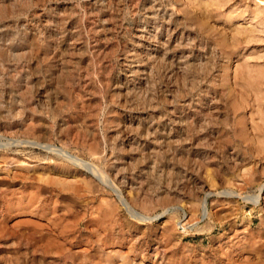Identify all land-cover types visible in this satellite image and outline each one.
I'll return each instance as SVG.
<instances>
[{"label":"rangeland","instance_id":"obj_1","mask_svg":"<svg viewBox=\"0 0 264 264\" xmlns=\"http://www.w3.org/2000/svg\"><path fill=\"white\" fill-rule=\"evenodd\" d=\"M1 6L0 264H264V0Z\"/></svg>","mask_w":264,"mask_h":264},{"label":"bare ground","instance_id":"obj_2","mask_svg":"<svg viewBox=\"0 0 264 264\" xmlns=\"http://www.w3.org/2000/svg\"><path fill=\"white\" fill-rule=\"evenodd\" d=\"M1 8V10L3 9V7L1 6L0 7ZM4 11H5V9H4ZM259 11V10H258ZM257 11V12H258ZM260 12V11H259ZM4 14H5V12H3ZM11 13V12H10ZM251 14V13H250ZM6 15V14H5ZM254 17H255V15H253ZM3 17V16H2ZM263 17V16H262ZM124 18V17H123ZM261 18V17H260ZM193 19V18H192ZM195 19V18H194ZM260 20V19H259ZM262 20V19H261ZM200 21V20H199ZM252 21V20H251ZM256 22V21H255ZM260 22V21H259ZM18 23V22H17ZM201 23V22H200ZM199 26V25H198ZM254 26V25H253ZM205 27H207V26H205ZM203 31V30H202ZM204 32H205V30H204ZM253 32V31H252ZM249 39V38H248ZM225 41V40H224ZM235 41V40H234ZM217 43V42H216ZM42 44V43H41ZM227 44V43H226ZM231 46V45H230ZM235 46V45H234ZM222 47H224V46H222ZM215 48V47H214ZM222 50H224L223 48H222ZM60 51V50H59ZM227 51H230V50H227ZM232 51V50H231ZM23 53V52H22ZM22 53H20V54H22ZM27 53V52H26ZM26 53H24V54H26ZM229 53V52H228ZM233 54V53H232ZM231 54V55H232ZM234 54H236L235 52H234ZM31 55V54H30ZM223 55H224V53H223ZM222 55V56H223ZM228 55V54H227ZM227 55H225V56H227ZM237 55V54H236ZM225 56L223 57V59L225 58ZM229 56H230V54H229ZM21 57V56H20ZM58 57V56H57ZM239 57V56H238ZM3 58H4V56H3ZM48 58V57H47ZM230 58V57H229ZM232 58V57H231ZM230 58V59H231ZM236 58V57H235ZM2 59V58H1ZM22 60V59H21ZM228 60V59H227ZM226 60V61H227ZM233 60V59H232ZM229 61V60H228ZM228 61H227V63H228ZM201 62V61H200ZM259 64V63H258ZM19 65V64H18ZM225 65V64H224ZM227 65V64H226ZM229 65V64H228ZM239 65H240V62H239ZM252 65V64H251ZM250 65V66H251ZM220 67H222V66H220ZM224 67V66H223ZM249 67V66H248ZM254 67V66H253ZM227 69V67H224V69ZM55 69V68H54ZM222 69V68H221ZM253 69V68H252ZM260 69V68H259ZM259 69H258V71H259ZM210 70V69H209ZM235 70H238V69H236L235 68ZM212 71V70H211ZM239 71V70H238ZM237 71V72H238ZM261 71V70H260ZM225 72V71H224ZM187 73V72H186ZM223 73V72H222ZM228 73V72H227ZM260 73V72H259ZM224 74V73H223ZM245 74V73H244ZM188 75V74H187ZM194 75V74H193ZM208 75V74H207ZM256 75V74H255ZM66 76V75H65ZM201 76V75H200ZM239 75H237V76H235V78L236 79H238L239 77H238ZM253 76V75H252ZM257 76V75H256ZM67 77V76H66ZM191 77V76H190ZM244 77V76H243ZM68 78V77H67ZM232 78V77H231ZM250 78V77H249ZM261 78V77H260ZM233 79V78H232ZM258 79H259V76H258ZM225 80V79H224ZM231 80V79H230ZM68 81V80H67ZM243 81V80H242ZM256 81H257V79H256ZM259 81V80H258ZM251 82V81H249V79H244V84L243 85H245V84H247V85H252V86H254L253 87V90H254V92H256V94L258 95V97H257V101H264V96L262 95L261 97H259V94H261L262 93V91H260L259 92V90L260 89H262V85H264V84H261L262 83V81H261V83L260 82ZM241 83H243V82H241ZM236 84V83H235ZM239 84V83H238ZM237 85V84H236ZM242 86V85H241ZM245 87H246V85H245ZM250 87V86H249ZM229 88V87H228ZM227 88V89H228ZM247 88V87H246ZM252 88V87H251ZM264 89V88H263ZM258 91V92H257ZM70 93V92H69ZM228 93V92H227ZM238 93V92H237ZM243 93V92H242ZM73 94V93H72ZM240 94V93H239ZM251 95V94H250ZM55 96V95H54ZM66 96H68V95H66ZM80 96V95H79ZM96 96V95H95ZM244 95H242V97H243ZM245 97V96H244ZM243 97V98H244ZM247 97V96H246ZM237 98V97H236ZM111 99V98H110ZM233 99V98H232ZM247 99V98H246ZM237 100V99H236ZM241 100V99H240ZM248 100V99H247ZM251 100H253V99H251ZM249 102V101H248ZM255 102V101H254ZM259 102V103H260ZM59 103V102H58ZM258 103V104H259ZM89 104V103H88ZM241 104V103H240ZM59 105V104H58ZM251 105V104H250ZM253 106H254V104H252ZM68 106V105H67ZM72 106V105H71ZM117 106V105H116ZM243 106V105H242ZM245 107V106H244ZM71 108V107H70ZM86 109V108H85ZM90 109V108H89ZM88 109V110H89ZM262 110H263V108H262ZM77 112V111H76ZM205 112V111H204ZM250 112V111H249ZM96 113V112H95ZM238 114V113H237ZM210 116V115H209ZM244 116V115H243ZM237 117V116H236ZM72 118H73V116H72ZM238 118V117H237ZM246 118V117H245ZM114 119V118H113ZM218 120V119H217ZM116 121V120H115ZM241 121V120H240ZM246 122V121H245ZM244 122V123H245ZM118 123V122H117ZM243 123V122H242ZM93 124V123H92ZM236 124V123H235ZM246 124V123H245ZM44 125V124H43ZM234 125V124H233ZM241 125V124H240ZM225 126V125H224ZM235 126V125H234ZM243 126V125H242ZM246 126H247V124H246ZM256 126V125H255ZM109 128V127H108ZM243 128V127H242ZM234 129H235V127H234ZM249 129V128H248ZM251 129V128H250ZM23 130V129H22ZM232 131H234V130H232ZM240 131V130H239ZM257 131H258V128H257V130H255V132H254V134L255 133H257ZM260 131V130H259ZM70 132V131H69ZM90 132V131H89ZM107 132V131H106ZM224 132V131H223ZM237 132V131H236ZM249 132V131H248ZM261 132V131H260ZM264 132V131H263ZM262 132V133H263ZM221 133H222V131H221ZM231 133V132H230ZM240 133H242V130L240 131ZM239 133V135H240V137H242L241 135H243V133L242 134H240ZM217 135H219V134H217ZM230 135V134H229ZM238 135V134H237ZM246 135H247V132H246ZM250 135H252V134H250ZM259 135V134H258ZM77 136V135H76ZM93 136H95V135H93ZM254 136H256V135H254ZM263 136V135H262ZM228 137H230V136H227L226 138H228ZM248 137V136H247ZM257 137V136H256ZM103 138V137H102ZM108 138V137H107ZM264 138V137H263ZM71 139V138H70ZM73 139V138H72ZM97 139V138H96ZM221 139H223V138H221ZM230 139V138H229ZM234 139V138H233ZM257 139H259V138H257ZM226 140V139H225ZM248 140V139H247ZM98 141V140H97ZM104 141V140H103ZM223 141V140H222ZM232 141V140H231ZM242 141H243V139H242ZM224 142V141H223ZM233 142V141H232ZM83 144V143H82ZM96 144V143H95ZM99 144V143H98ZM229 144V143H228ZM250 144V143H249ZM258 144H259V142H258ZM120 145V144H119ZM219 145V144H218ZM97 146V145H96ZM98 147V146H97ZM112 147H113V145H112ZM219 147H220V145H219ZM117 148V147H116ZM118 149V148H117ZM64 151H66V150H64ZM124 151V150H123ZM130 151V150H129ZM133 151V150H132ZM111 154V153H110ZM120 155V154H119ZM120 156H122V155H120ZM124 157V156H123ZM52 158V157H51ZM130 158V157H129ZM176 158V157H175ZM62 159V158H61ZM74 159V158H73ZM73 159H71L72 161H74ZM136 159V158H135ZM110 161V160H109ZM137 162V161H136ZM42 164V163H41ZM45 164V163H44ZM77 164V163H76ZM109 164V163H108ZM132 165V164H131ZM18 166V165H17ZM40 166H42V165H39V164H37V165H28L26 168H27V170L29 171V172H34V173H37L38 171H40V170H42V171H45V173H47V172H50V171H59V172H62L63 174L64 173H68L67 172V170L65 169L66 168V166H65V168H58V167H56L54 164H53V166H54V168L53 167H50L49 165H48V167H40ZM69 166V165H68ZM114 166V165H113ZM117 166V165H116ZM3 167V166H2ZM25 168V167H24ZM136 168V167H135ZM59 169V170H58ZM68 169V168H67ZM24 170V169H23ZM86 170V169H85ZM121 170V169H120ZM91 171V170H90ZM93 171V170H92ZM95 171V170H94ZM109 171V170H108ZM95 173H96V171H95ZM107 173V172H106ZM116 173V172H115ZM38 174V173H37ZM52 174V173H51ZM97 174V173H96ZM108 174V173H107ZM75 175V174H74ZM95 175V174H94ZM118 175V174H117ZM40 176V175H39ZM50 176H52V175H50ZM43 177V176H42ZM48 178H46V180H44V179H41L43 182H44V184L47 186V187H45V189L46 190H48V191H50V190H52L51 188H52V186H53V184L54 183H52V179L51 178H49V176H47ZM53 177V176H52ZM70 177V176H69ZM80 177V176H79ZM101 177V176H100ZM44 178V177H43ZM104 178V177H103ZM106 178V177H105ZM114 179H115V177H114ZM36 180V179H35ZM60 180V179H59ZM68 180V179H67ZM100 180V179H99ZM63 181V180H62ZM92 181V180H91ZM31 182V181H30ZM35 182V181H34ZM33 181H32V183H34ZM56 182V181H55ZM60 182V181H59ZM23 183V182H22ZM27 183H29V182H27ZM87 183V182H86ZM92 183V182H91ZM38 184V183H37ZM31 184H28V186H30ZM44 185V186H45ZM14 186V185H13ZM33 186H35V185H33ZM39 186V185H38ZM58 186V185H57ZM64 186V185H63ZM39 187H41V186H39ZM33 189H34V187H33ZM33 189H32V191H33ZM40 189V188H39ZM41 189H43V188H41ZM29 190V189H28ZM59 190V189H58ZM64 190V189H63ZM56 190H54V192H55ZM261 191V190H260ZM42 192V191H41ZM33 193H35V191L33 192ZM32 193V194H33ZM50 193V192H49ZM129 193V192H128ZM30 194V193H29ZM38 194V193H37ZM48 194V193H47ZM54 194V193H53ZM38 195H40V194H38ZM51 195V194H50ZM62 195V194H61ZM33 196L35 197L36 195L35 194H33ZM39 196H37L36 198H38ZM259 197V196H258ZM258 197H255V200H259V198ZM22 198V197H21ZM50 199H51V197H49ZM166 198V197H165ZM25 199V198H24ZM31 199H32V197H31ZM34 199V198H33ZM32 199V200H33ZM44 199V198H43ZM48 199V198H47ZM50 199H48V201L50 200ZM167 200H165L166 202L168 201V198H166ZM19 200V199H18ZM18 200H17V202H18ZM28 200H29V196H28ZM31 200V202L32 203H34V201L35 200H33L32 201ZM45 200V199H44ZM164 200V199H163ZM6 201V200H5ZM22 201V200H21ZM38 201V200H37ZM54 201V200H53ZM30 202V201H29ZM40 202V201H39ZM44 202H46V201H44ZM165 202V203H166ZM141 203V202H140ZM168 203V202H167ZM166 203V204H167ZM38 204V203H37ZM42 204V203H41ZM55 204V203H54ZM13 205V204H12ZM25 205V204H24ZM33 205H35V204H33ZM32 205V206H33ZM46 205V204H45ZM49 205V204H48ZM143 205V204H142ZM14 206V205H13ZM23 206V205H22ZM39 206V209H40V204L38 205ZM44 206V205H43ZM53 206V205H52ZM125 206L128 208V210H129V205H127V204H125ZM137 206V205H136ZM27 207H29V206H27ZM56 207V206H55ZM15 208H16V206H15ZM18 208H20V207H18ZM17 208V209H18ZM25 208H26V206H25ZM34 208H38V207H34ZM44 208V207H43ZM43 208L41 209V210H43ZM47 208H48V206H47ZM8 209V208H7ZM24 209V208H23ZM27 209V208H26ZM26 209H24L23 211H25ZM55 209V208H54ZM10 210V208L8 209V211ZM19 210V209H18ZM29 211H30V208L28 209ZM32 211L31 212H33V209H31ZM44 210H47V209H45L44 208ZM43 210V211H44ZM53 210V209H52ZM202 218L203 217H206V208H205V205H204V203L202 204ZM20 211H21V209H20ZM37 211H39V210H35L34 212L36 213ZM12 212V211H11ZM30 212V213H31ZM42 213V212H41ZM55 213V212H54ZM57 214V213H56ZM105 218V217H104ZM141 218V217H140ZM55 220V219H54ZM54 222V221H53ZM56 222V221H55ZM53 230V229H52ZM61 231V230H60ZM1 233V232H0ZM61 233H63V232H61ZM96 233V232H95ZM94 234V233H93ZM56 236V235H55ZM52 240V239H51ZM58 240V239H57ZM65 240V239H64ZM100 241H102V240H100ZM57 243V242H56ZM102 247V246H101ZM65 248H66V246H65ZM72 248V247H71ZM96 249V248H95ZM98 249H100V248H98ZM61 250V249H60ZM97 250V249H96ZM104 250V249H103ZM56 252H58L57 250H55ZM58 254V253H57ZM73 254V253H72ZM109 254V253H108ZM107 254V255H108ZM91 255V254H90ZM87 252H86V254H84L83 255V260H84V263H82V264H116L115 262H113L112 260H113V258H112V260L110 259L109 260V258H108V260L105 258V254H104V252L100 249V250H97L96 251V253H95V255H94V257H95V259H97V262H94V261H92V259H91V256H90ZM93 255V254H92ZM65 256H66V254H65ZM110 256V255H109ZM108 257V256H107ZM120 257V256H119ZM118 257V258H119ZM72 258V257H71ZM117 258V259H118ZM107 261H106V260ZM116 259V260H117ZM121 259V258H120ZM123 259V258H122ZM121 259V261H123ZM96 261V260H95ZM119 261V260H118ZM127 261V260H126ZM126 261H124L125 262V264H127L126 263ZM121 263V262H120ZM119 264V263H118Z\"/></svg>","mask_w":264,"mask_h":264}]
</instances>
